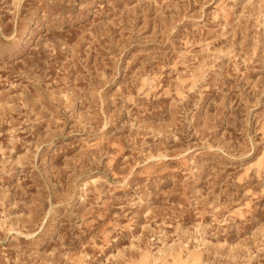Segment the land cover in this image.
Listing matches in <instances>:
<instances>
[{"label": "rangeland", "instance_id": "1", "mask_svg": "<svg viewBox=\"0 0 264 264\" xmlns=\"http://www.w3.org/2000/svg\"><path fill=\"white\" fill-rule=\"evenodd\" d=\"M0 264H264V0H0Z\"/></svg>", "mask_w": 264, "mask_h": 264}]
</instances>
